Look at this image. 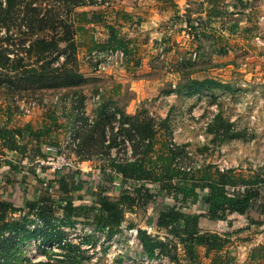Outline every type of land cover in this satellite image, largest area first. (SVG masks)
Segmentation results:
<instances>
[{
  "label": "rangeland",
  "instance_id": "374dc122",
  "mask_svg": "<svg viewBox=\"0 0 264 264\" xmlns=\"http://www.w3.org/2000/svg\"><path fill=\"white\" fill-rule=\"evenodd\" d=\"M84 1L91 3L75 7L71 0H25L18 6L21 11L11 14L8 27L0 30V43L8 45L11 57L23 54L29 66L54 67L70 60L84 80L56 87L6 84L0 87V114L11 106L36 128L48 126L52 120L47 115H54L57 128L44 135L47 143L62 144L76 161H84V175L74 178L88 184L73 192L74 201L92 204V190L103 184L113 198H119L122 190L135 198L132 211L127 210L124 224L110 232L92 218L68 216L58 202L55 212L48 205L21 209L0 223V264H188L178 237L154 225L161 208L175 203L174 193L166 195L159 183L142 180L155 197V203L145 202L132 180L123 182L103 167L113 160L142 156L151 137L144 131L149 123L154 147L166 142L179 166L264 173V0H185L189 5L180 7V0H147V12L153 17L162 18L155 14L161 5L169 16L181 11V22L174 24L177 30L163 32L160 39L156 35L139 38L134 23L140 14L133 11L132 23L117 29L121 36L134 38V46L145 49L146 59L139 62V50L134 48L122 63L106 71L97 68L88 53L96 48L95 38L105 36L106 20L136 0ZM73 10L104 12L97 27L77 30L76 59L66 58V54L75 57V51L65 40L59 43L60 53L50 51L42 58L21 52L37 36H64L62 20L72 17ZM189 20L199 24L194 21L187 27ZM158 22L155 19L154 24L159 26ZM165 34L170 39L164 40ZM144 39L147 44L142 45ZM156 40L163 41L157 48ZM54 172L50 169L40 178H54ZM18 177L14 176L16 182ZM28 177L33 194L35 183ZM13 188V200L22 206L20 187ZM9 193L5 195L11 198ZM223 220L224 230L248 224L247 215ZM145 232L162 241L153 257L148 254L150 243L141 239ZM239 233L229 235L231 251L244 253L240 255L245 258L246 249L237 247V242L246 243L251 235L248 230ZM212 254L203 264H212Z\"/></svg>",
  "mask_w": 264,
  "mask_h": 264
},
{
  "label": "trees",
  "instance_id": "16d2710c",
  "mask_svg": "<svg viewBox=\"0 0 264 264\" xmlns=\"http://www.w3.org/2000/svg\"><path fill=\"white\" fill-rule=\"evenodd\" d=\"M71 1L75 7L91 3L84 0ZM21 2H25V0H0V30L3 26L8 27V20H11L13 12L21 11L18 7L22 5ZM103 13L97 10H73L72 17H68V15L66 19L62 20L64 36L50 37L47 34L37 36L31 40L29 47L22 46L21 52L23 51L27 55H38L39 58H42L44 57L42 54L50 51L60 53V50L63 49L59 43L61 40H65L75 51V57L66 54V58L76 59L75 34L77 30L84 27L80 23L99 21L104 16ZM123 15L128 16L126 12ZM190 22L187 25L194 26ZM106 26L109 30V37L106 41L100 42L101 44L97 42L96 48H123L126 57L132 53L129 39L121 36L116 25L108 23ZM16 55L17 57H11L8 45L4 46L3 43H0V87L9 84L19 88L31 83L47 87L69 86L77 85L84 80L82 72L70 60L54 67H50L49 64L29 66L28 63L23 62L25 59L23 54L17 53ZM4 112H6L7 120L3 123L0 120L2 146L22 154L27 153L32 157L38 154L45 155L42 150V143H47L44 135L57 128V124L54 122L56 117L47 115V118L49 117L52 122L50 121L51 123L44 128H34L30 122L24 125L10 126L9 119L14 109L7 106ZM144 131L151 137H148L142 156L121 161L113 160L106 167L114 169L121 181L132 180L135 191L142 194L141 198L145 202L155 203V197L148 194L147 191L150 190V187L146 186L142 180L159 183V190L165 191L166 195L174 193L175 203L167 204L161 208L156 214L154 223L159 228L166 229L167 233L178 237L184 247L188 264L200 263L198 245L205 246L206 255L214 251L213 264H240L236 261V253L231 250L222 251L225 245L231 242L229 233L202 231L199 227V217L206 215L212 219H226L228 214L234 212L245 214L253 208L264 210V173L245 175L232 168L221 170L213 168L212 165L197 169L179 166L176 163L173 150L166 142L163 141L160 146L154 147L152 125L147 123ZM1 165L0 161V168ZM73 171L56 177L54 183L52 180L46 181L47 191L56 183L58 193H60L58 197L57 193L51 195V191H46L34 199L25 196L24 204L17 206L12 199L0 194V223H6L10 214L25 208L37 210V207L48 205L50 210L55 212V202H58V205L68 216L92 218L96 223L109 227L110 232L122 226L125 222V212L132 211L130 207L135 198L122 190L120 197L115 199L106 193V186L99 184L96 190H92L94 198L92 204L77 203L74 201L73 192L84 188L85 185L84 180L78 181L74 178L79 170ZM1 181L0 176V185ZM143 189L146 192H143ZM194 204L197 205L199 211L195 212L190 209ZM183 207L187 210L184 211ZM249 219L253 221V218L249 217ZM141 234L143 243H150L151 248L148 254L153 257L155 248L160 247L162 241L159 238L154 240V237L146 232ZM244 264H264V245L255 248L250 254V260Z\"/></svg>",
  "mask_w": 264,
  "mask_h": 264
},
{
  "label": "crops",
  "instance_id": "0c3cea01",
  "mask_svg": "<svg viewBox=\"0 0 264 264\" xmlns=\"http://www.w3.org/2000/svg\"><path fill=\"white\" fill-rule=\"evenodd\" d=\"M152 1H156V0H152ZM186 5H189V2L185 1V0H180V4L179 7L181 6L182 3ZM146 3H148L147 0H136L135 3L131 4L130 7L126 8L125 10H117L115 12V14H112L111 19L110 20H106L105 24L102 25V29L103 32H105V36L101 35V38H95L97 42H103L106 41V39L109 37V30L106 26V24L110 23V24H115L116 27H119L121 25H125L126 23H132L131 20L133 19V16H135V14H140V16H137V24L134 23L135 25L139 26V32H138V36L139 38H143L146 36H150V35H156L154 37H158L160 39V35L163 32H167V33H171V31H176L177 27L176 25H174L176 23V21L181 22L182 19V12L178 11L175 13L172 12L171 16L166 15L164 13H167L166 11V6L161 5L159 6V9H157L155 11V14L161 16L162 18H157L155 15L153 17V15H149V13L147 12V9H150L149 6H145ZM135 5V6H133ZM136 7V8H135ZM158 8V7H157ZM136 9V10H134ZM141 10V11H139ZM91 11V10H88ZM136 12L135 14H132V12ZM124 12H126L128 14L127 17H125L123 14ZM159 12V13H158ZM142 13V14H141ZM202 13V12H199ZM179 14V15H178ZM142 15V16H141ZM145 17L147 18V20H145ZM170 17V18H169ZM155 19L159 20V26H156L155 23ZM192 23L195 21L193 20H189ZM165 22H169L171 25L167 26L164 23ZM100 22L99 21H94V22H88V23H80L81 25L85 26H94L97 27L98 24ZM161 23V24H160ZM195 24H199L197 21L194 22ZM163 24V25H162ZM150 25V26H148ZM83 27V28H84ZM187 27H190L189 25H187ZM83 28H81V30H83ZM181 28V27H180ZM170 30V32H168ZM184 30V29H183ZM81 36V33H78L77 37ZM131 36L126 37L127 39H129V47L131 50L138 49L139 50V62L143 61L146 59V51H144V48H139L138 46H134L135 39L134 38H130ZM164 40L166 39L165 37H167L168 39H170V36H167L166 34L163 36ZM81 38V37H80ZM163 41L161 40H156V45L155 48H157L159 46V44H161ZM146 43V39L142 40V45H145ZM140 43L137 42V45H139ZM147 44V43H146ZM141 55V56H140ZM0 120L1 122H5L7 120V115L6 112H4V114H0ZM30 122L32 124L31 121H27L25 122L23 120V118L16 112L14 111L11 118L9 119V125L10 126H19V125H24L26 123ZM33 125V124H32ZM34 128H36L37 126H34ZM46 143H42V150H43V145ZM44 151V150H43ZM45 155H35V156H31V155H27V153H20L18 151H13V150H9L5 147L2 146L1 144V140H0V161H1V168H0V176H1V185H0V194L2 196H5V192L7 194V192L9 193L10 190H13L14 186L16 184L19 185L20 190L22 192L23 195V201H24V197L26 196L29 199H34L40 195H42L43 193H45L47 190V182L48 180H52V182L54 183L56 180V177H59L63 174H68L70 171L75 172L76 169L79 170V173H77L75 176H83L85 171L83 170V160H78L77 163L79 166H77L76 168H65L62 170H59L58 172L55 171L54 174H52L51 176H54V178H47V179H42L40 178V176H45V173L50 170L51 168L48 167L47 165H45V163L43 162L45 160V158L47 157L46 152L44 151ZM52 170V169H51ZM103 170L105 171H109L108 173H110L111 176H119L118 173L111 168L108 167H103ZM54 171V170H53ZM90 172H87V174H89ZM107 173V172H106ZM91 174V173H90ZM14 176H19L18 178L20 179L19 182H16L14 179ZM28 176H31V179L33 180V182L35 183L33 186V194L29 193V186H31V183L29 182L30 178ZM31 180V182H32ZM47 181V182H46ZM52 183V184H53ZM86 184H88V182L84 181V185L86 186ZM90 186V185H87ZM53 192L55 191L56 193H58V188L56 183L54 184V187L52 186L47 192ZM121 193V192H120ZM11 195V198L13 200V196L12 193H9ZM54 194V193H52ZM108 194V193H107ZM165 194V193H164ZM57 195V194H56ZM118 197H116L115 199H117ZM173 199H175L173 197ZM79 200V199H78ZM14 201V200H13ZM16 204V203H15ZM17 205V204H16ZM196 205V204H195ZM197 206V205H196ZM187 208L183 207V210L186 211ZM192 211H199V209L197 207L191 208ZM237 214L239 215H247L248 217V224L245 227H238L234 230H224L223 226H222V222L224 221L223 219H212L206 215H202L199 217V227L202 231H217L219 233H224V232H228L229 235L232 231H238L239 234H242V232L244 230H248L249 231V235H251L250 239L246 241V243H238L239 245H237V247H242L243 249H246L245 251V258H242L241 255H243L244 253H240L238 252V254L236 255V261L239 262L240 264H244L245 262H247L248 260H250V254L251 252L259 247L264 245V210H259L258 208H253L251 209L248 213L245 214H240V213H232V214H228V216ZM250 218H253L251 221ZM221 222V224L219 223ZM154 225L156 226V228L158 230H166L164 228H159L155 223ZM224 230V231H222ZM231 231V232H229ZM174 236V235H173ZM230 237V236H229ZM182 245L179 240H178V245ZM234 247V245H231L230 243H228L227 245H225V247L222 249V251H227V250H231ZM198 251L200 253V263L199 264H203L204 263V259L208 258L209 256H211L212 254V258L214 255V251H212L211 253H209V255L205 254V246L204 245H198ZM182 249L184 251V247L182 245ZM185 254V253H184ZM241 254V255H240ZM212 258L210 257V261L212 262ZM255 262V261H253ZM213 264V262H212Z\"/></svg>",
  "mask_w": 264,
  "mask_h": 264
},
{
  "label": "built area",
  "instance_id": "2783aa9c",
  "mask_svg": "<svg viewBox=\"0 0 264 264\" xmlns=\"http://www.w3.org/2000/svg\"><path fill=\"white\" fill-rule=\"evenodd\" d=\"M88 57H91L96 62L97 68L106 71L122 63L126 57V52L123 48H95L88 53ZM43 149L47 154L43 162L46 165H50L54 171L79 166L73 154L62 144L46 143L43 145Z\"/></svg>",
  "mask_w": 264,
  "mask_h": 264
}]
</instances>
